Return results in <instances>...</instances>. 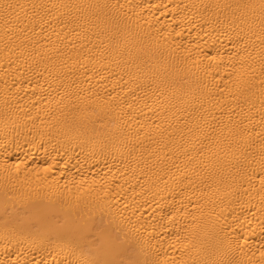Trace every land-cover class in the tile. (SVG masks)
Listing matches in <instances>:
<instances>
[{
  "label": "bare ground",
  "instance_id": "obj_1",
  "mask_svg": "<svg viewBox=\"0 0 264 264\" xmlns=\"http://www.w3.org/2000/svg\"><path fill=\"white\" fill-rule=\"evenodd\" d=\"M0 264H264V0H0Z\"/></svg>",
  "mask_w": 264,
  "mask_h": 264
}]
</instances>
